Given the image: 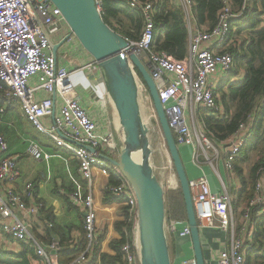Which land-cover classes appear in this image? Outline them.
<instances>
[{"label": "built area", "instance_id": "1", "mask_svg": "<svg viewBox=\"0 0 264 264\" xmlns=\"http://www.w3.org/2000/svg\"><path fill=\"white\" fill-rule=\"evenodd\" d=\"M95 1L101 14V2ZM154 1L123 0L143 15L139 38L130 40L124 37L128 43L124 52L127 56L137 55L147 65L176 144L194 147L196 156L199 150L209 153L210 149H215L214 144L197 120L196 127H190L188 115L197 118L199 108L211 110L217 107L213 76L219 73L228 75L234 66L233 55L223 51L222 45L227 41L231 21L241 16L247 0H243L238 12L233 10L232 0H221L217 21L210 28L197 24L193 0H173L182 10L188 32V50L181 59L154 48ZM58 22L65 21L60 10L49 0H0V91L6 99L18 102L26 120L40 133L47 135L56 146L70 151L78 160L79 173L87 181L89 190L85 194L72 190L67 196L71 204L81 205L84 209L83 229L87 244L78 256L65 262L53 254L58 249L56 240L44 246L31 233L29 220L40 212L43 203L36 198L34 184L30 181L24 184L22 191L17 190L15 182L20 176L18 156L9 153L8 143L2 134L0 233L29 246L43 264H83L99 243L96 210L90 191L93 173L97 170L101 176L116 180L107 184L106 191L125 205L127 219L133 220L136 231L133 243L126 241L120 245L123 262L118 264H137V201L129 182L105 157L110 156L107 152L118 151L113 131H100L75 96V85L70 76L78 68L70 70L58 65L52 55L49 38L58 29ZM95 64L93 61L82 69H91ZM239 79L231 77L230 82ZM139 84L140 89L148 93L140 81ZM56 97L57 111L54 108ZM252 120L250 116L245 123H240L238 130L224 141L221 153L224 154V167L229 171L233 170L232 161L249 136ZM27 152L35 159L44 156L36 141H31ZM218 153L216 150L214 156ZM206 158L211 162L207 155ZM188 184L199 229L216 223L229 236L227 245L215 257L216 264H245L246 252L250 248L246 243L252 239L254 220L264 217V197L259 194L261 185L256 183V194L242 209V222L237 229L232 218L233 196L230 191L223 186V191L212 192L205 176L189 179ZM165 229L182 239L190 237L186 219H171L166 222ZM181 264H196V261L193 255L185 256Z\"/></svg>", "mask_w": 264, "mask_h": 264}, {"label": "crops", "instance_id": "2", "mask_svg": "<svg viewBox=\"0 0 264 264\" xmlns=\"http://www.w3.org/2000/svg\"><path fill=\"white\" fill-rule=\"evenodd\" d=\"M56 25L58 29L50 35L52 43L60 42L70 33L69 27L65 22H58ZM56 59L58 65H63L70 70L78 68L70 76L75 85V96L86 109L88 115L98 124L100 131H105L106 129L113 131L114 143L116 149L119 150L120 138L114 126L117 115L105 90L98 66L95 64L91 69H82L84 65L94 61L92 57L88 55L72 35L69 41H66L65 44L58 48ZM244 71V69H240L234 77L242 78ZM227 76L224 75L221 80L213 78L212 82L217 86ZM57 100L58 97H56L54 107L56 111ZM216 102L217 107L214 109L220 113L222 112L221 101L216 100ZM146 104L154 113L151 101L148 100ZM192 118H195V116L188 115L190 127H196L197 120L198 125L206 132L205 127L198 118V113L195 120H192ZM24 122H27V120L18 102L6 99V97L2 98L0 95V134L4 136L8 143L9 153L18 156L17 165L20 176L16 180L15 186L17 190L22 191L26 182H32L35 187L36 198L43 203L40 212L29 220V229L44 246L49 245L52 240H56L58 249L54 250L53 254L60 261L68 262L84 251L87 243L83 248L85 243L83 229L84 209L81 205L71 204L67 194L72 190L85 194L89 190L88 183L79 173L78 160L70 151L60 150L52 141L50 142L51 145L53 144L52 147L39 143L31 135L26 134L23 126ZM210 139L215 145V149L219 151L216 157H210V153H204L202 150H199L196 156L194 155V147L183 146L184 148L180 153L186 173L189 179L205 176L212 192L223 191V186L230 191L233 196L232 218L235 227L238 229L242 222V209L256 194L253 189V196L246 199L245 192H242L243 183L247 181L249 169L256 159L255 152L249 151V159L240 164L242 171L241 174H238L235 170H227L223 164L224 154L221 152L224 147V141L227 138ZM31 141H36L42 147L44 156L41 159H35L27 152ZM54 146L55 149L53 148ZM215 149H213L214 155L216 154ZM107 153L110 155H105L108 161L115 159L118 155L116 150L112 153ZM206 155L211 159V162L207 160ZM22 156H26L28 159H22ZM25 160L27 161L26 163L23 162ZM152 167L154 170V166ZM232 172L235 177L234 182L231 179ZM115 182L116 180L113 177L108 179L101 176L97 170H94L90 188L96 210L95 226L99 242V253L112 256L115 254L112 244L119 242L123 237L122 234L127 235L130 229H132L134 237L136 234L133 224L127 220L125 205L106 191L107 184ZM257 183L261 185L259 194L264 197V172L260 174ZM260 220L261 218L254 220L255 226ZM49 223H51V226H49ZM166 236L172 264H179L180 257L184 255L186 257L193 255L190 237L182 239L176 233L168 230H166ZM228 237V234L219 228L216 223L200 229V239L206 264H216L215 257L227 245ZM246 244L250 245L251 242L248 241ZM24 245L0 233V248L4 251L18 253L23 250ZM27 247L30 248L29 246ZM31 250L33 252L30 258L31 263L43 264L35 255L33 249ZM189 250L191 252H188ZM62 257H67V260H62ZM92 258L93 253L90 254L87 261L83 264L90 263ZM120 262L122 263L123 259ZM95 264L103 263L97 258Z\"/></svg>", "mask_w": 264, "mask_h": 264}, {"label": "trees", "instance_id": "3", "mask_svg": "<svg viewBox=\"0 0 264 264\" xmlns=\"http://www.w3.org/2000/svg\"><path fill=\"white\" fill-rule=\"evenodd\" d=\"M193 1L197 24L205 28L215 25L221 0ZM100 2L101 16L106 24L130 40L139 38L143 25V15L140 10L127 6L123 0H100ZM232 2L233 10L240 11L243 0H232ZM154 29L156 50H164L170 57L176 59L186 55L187 27L181 8L173 0L154 1ZM222 49L234 57V66L228 76L214 90L216 100L221 101L222 112L199 108L198 118L210 138L223 139L233 135L240 123H245L250 116L252 117L249 136L232 161L233 171L241 174L240 164L248 161L249 151L255 152L256 159L249 169L248 179L243 183L242 188L246 199H249L253 196V189L260 174L264 172V0L246 1L241 16L231 21L227 41L222 45ZM240 69L245 70L242 78L231 83L230 78L236 76ZM0 93L1 97L5 98L4 93L2 91ZM178 194V197H169L168 219H186L180 188ZM131 223L133 224V220ZM122 235L119 242L112 244L115 250L113 256L99 253L98 243L93 258L88 264H95L97 258L103 264H118L122 261L120 245L126 241L133 243L134 233L130 229L127 235ZM84 241L83 248L86 244V240ZM249 242L251 244L246 252L245 264H264V217H261L256 226L254 225L252 239ZM32 254V250L25 245L18 253L7 252L0 248V264H32L30 259ZM61 259L67 260V257Z\"/></svg>", "mask_w": 264, "mask_h": 264}, {"label": "water", "instance_id": "4", "mask_svg": "<svg viewBox=\"0 0 264 264\" xmlns=\"http://www.w3.org/2000/svg\"><path fill=\"white\" fill-rule=\"evenodd\" d=\"M49 1L60 10L70 30L60 42L52 43L49 38L52 55L56 58L58 48L73 35L96 62L115 109L120 126V130H117L120 146L118 156L109 162L129 182L137 201L139 264H172L165 229L164 188L151 164L150 128L142 117L139 81L148 92L177 179V187L182 193L186 220L191 231L193 257L196 264H206L189 190V178L147 65L137 55L125 54L127 41L105 23L96 9L95 0Z\"/></svg>", "mask_w": 264, "mask_h": 264}, {"label": "rangeland", "instance_id": "5", "mask_svg": "<svg viewBox=\"0 0 264 264\" xmlns=\"http://www.w3.org/2000/svg\"><path fill=\"white\" fill-rule=\"evenodd\" d=\"M144 61H145V59H144ZM223 77H224L223 73H219V74H216L213 76V78H217V80H221ZM217 80H216V83H217ZM139 100H140V107H141V111H142V117L144 120L147 119L145 121L147 122V124L150 128V142H151V148H152L151 164H152V166H154L155 175L157 176L158 180L160 181V183L162 184V186L164 188L166 222H168L171 219H179V218L168 219V216H167V206H169V197L179 195L178 194L179 187H176L177 183H176V185H170L166 181V183L168 184V187L165 184V177L170 173H174V171H173L171 165L169 166L167 164L168 158H167L166 153H165L166 148L164 145L163 137H162L159 125L155 119L154 113L149 109V107H147L146 103H148V100L150 101V98H149L148 93H146L144 89H140ZM23 126H24V130H25L27 135H31L36 141H38L41 144L50 145L51 147L53 146V144L51 145V143H50L52 140L47 135L40 133L30 122H28V121L24 122ZM114 126L116 128L115 124H114ZM116 130H117V128H116ZM53 148L55 149V146ZM58 148L60 150L63 149L61 147H58ZM179 148H180V151H182L184 147L181 146ZM164 149H165V151H164ZM21 152H22V149H21ZM209 153L211 155L210 157H214L213 149H210ZM23 158H26V160L28 159L26 156H22V159ZM200 158H202V157H200ZM26 160L23 162L26 163L27 162ZM231 179L233 182L235 181V177L233 175V172L231 173ZM188 252H191V250H189ZM183 258H185V255L180 257L179 264H181V261L183 260Z\"/></svg>", "mask_w": 264, "mask_h": 264}, {"label": "bare ground", "instance_id": "6", "mask_svg": "<svg viewBox=\"0 0 264 264\" xmlns=\"http://www.w3.org/2000/svg\"><path fill=\"white\" fill-rule=\"evenodd\" d=\"M145 120H147V119H145ZM115 125H116L117 130L119 131V130H120V126H119V121H118V119H116ZM164 151H165V149H164ZM165 153H166V156H167V158H168V162H167V164L170 166L171 163H170V161H169L168 154H167L166 151H165ZM166 181H167L168 184H170V185H176V183H177V179H176V177H175V174H174V173H170V174H168V175L165 177V184H166V186L168 187V184L166 183ZM176 187H177V185H176Z\"/></svg>", "mask_w": 264, "mask_h": 264}]
</instances>
